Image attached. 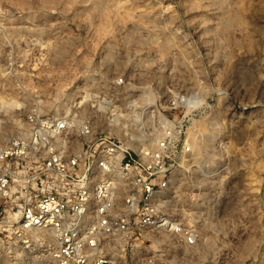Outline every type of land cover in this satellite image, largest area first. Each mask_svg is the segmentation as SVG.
<instances>
[{
	"label": "rangeland",
	"instance_id": "obj_1",
	"mask_svg": "<svg viewBox=\"0 0 264 264\" xmlns=\"http://www.w3.org/2000/svg\"><path fill=\"white\" fill-rule=\"evenodd\" d=\"M30 114L66 120L76 148L77 123L190 147L165 212L194 243L154 230L116 264H264V0H0V147ZM1 207L0 264H55Z\"/></svg>",
	"mask_w": 264,
	"mask_h": 264
},
{
	"label": "built area",
	"instance_id": "obj_2",
	"mask_svg": "<svg viewBox=\"0 0 264 264\" xmlns=\"http://www.w3.org/2000/svg\"><path fill=\"white\" fill-rule=\"evenodd\" d=\"M28 137L0 147V206L17 230L41 229L51 237L55 264H116L152 231L195 236L171 223L165 192L173 168L190 147L162 138L152 151H132L119 139L77 123L79 148L59 137L66 120L29 115ZM32 145L42 146L41 150Z\"/></svg>",
	"mask_w": 264,
	"mask_h": 264
}]
</instances>
